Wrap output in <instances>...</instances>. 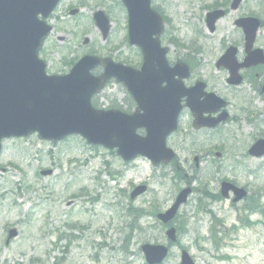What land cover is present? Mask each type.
I'll return each instance as SVG.
<instances>
[{"label":"rangeland","instance_id":"374dc122","mask_svg":"<svg viewBox=\"0 0 264 264\" xmlns=\"http://www.w3.org/2000/svg\"><path fill=\"white\" fill-rule=\"evenodd\" d=\"M224 1L152 0V6L165 18L160 41L169 48L168 58L173 62L187 54L201 64L198 78L226 102L222 109L229 114L226 122L215 130H196L184 110L179 132L168 141L176 162L160 167L140 157L124 163L115 151L90 146L79 136L58 143L36 135L4 141L0 264H145L142 245L168 244L167 227L156 214L164 213L187 185L192 194L171 223L178 242L170 246L164 264H179L180 250L187 251L195 264H264V230L258 225L245 228L250 215L244 213L245 205L231 207L219 196L221 181H234L248 187L251 196L246 202L264 209V158L247 155L251 144L264 138L258 70H244L242 84L231 87L227 71L214 67L228 44H237L241 56V31L234 21L245 16L262 20V2L243 0L241 8L222 18L210 35L204 16ZM96 11L107 14L112 24L104 42L92 21ZM126 17L119 0H62L49 23L53 31L39 53L47 73H67L71 69L67 63L74 65L85 55L109 57L138 69L140 52L127 44ZM172 38L185 49L175 47ZM257 46L264 48L263 27ZM98 73L100 68L94 72ZM194 81L192 77L186 85ZM124 92L111 82L92 101L98 109L120 111L126 106ZM46 171L50 174L41 175ZM138 186H146V193L130 200ZM255 220L258 216L250 217ZM11 228L18 236L6 245Z\"/></svg>","mask_w":264,"mask_h":264},{"label":"water","instance_id":"95a60500","mask_svg":"<svg viewBox=\"0 0 264 264\" xmlns=\"http://www.w3.org/2000/svg\"><path fill=\"white\" fill-rule=\"evenodd\" d=\"M57 2L58 0H0V139L38 132L40 138L58 141L78 133L92 144H100L109 149L117 148V153L127 161L142 155L153 165L166 163L172 154L165 149L164 142L175 127L177 103L168 105V117L159 126L153 124L157 120L155 112H149L145 108L144 114L135 118L94 112L89 107V99L100 83L89 75V71L99 64V60L94 58H84L67 77H44L42 65L36 60V52L48 29L36 17L40 13L46 18ZM122 2L129 15L130 44L142 48L145 62L141 73H136L106 61L104 77H115L131 94L141 98L144 93L153 92L157 85L151 82L153 61L161 68L164 67L163 52L159 51L157 41L152 39V35L160 33V22L150 11L149 0ZM220 16L222 13L219 12L207 16L211 31ZM94 19L105 39L110 28L107 19L101 12L95 14ZM236 24L244 31L245 45L251 46L259 23L254 19H246ZM233 55L234 50L228 51L219 64L229 68L230 83L238 84L240 80L234 77L237 67L232 64ZM170 78V74L164 73L162 78L155 80H165L171 85ZM186 94L192 109L200 115L205 110H200V107L207 105L208 100L198 102L201 95L199 88L189 93L183 90L178 92V96ZM138 128L146 129L145 138L135 135ZM249 153L256 157L263 155L264 141H258ZM230 189L237 194L234 201L244 195L241 190L222 184L224 196ZM143 190L144 188H139L131 198ZM189 193V189L182 191L172 208L165 214L158 215V219L163 223L169 222ZM166 235L175 241L174 229L167 231ZM15 236L16 232L12 230L9 239ZM142 251L147 264L161 263L167 253V249L162 246L145 245ZM181 264H193L185 252H182Z\"/></svg>","mask_w":264,"mask_h":264},{"label":"flooded vegetation","instance_id":"af4514ba","mask_svg":"<svg viewBox=\"0 0 264 264\" xmlns=\"http://www.w3.org/2000/svg\"><path fill=\"white\" fill-rule=\"evenodd\" d=\"M214 5H216V8L219 6L217 9H219V8L223 9L224 12H225V15L228 14L229 11H232V10H230L231 5H232V1H230V0H226L224 2H220L219 5L218 4H214ZM240 5H241V3H240ZM240 5L238 6V8L240 7ZM211 8H212V6L209 9H211ZM241 38L243 39L242 35H241ZM256 47H259V46H257V42H256V44H254V48H256ZM236 49H237L236 56H237V59H238L239 62H242L246 58V55L252 53V50H253V48H249L247 50L244 49L243 52L241 51V56H240V54H239V46L236 47ZM262 49H264V48H262ZM241 58H243V59L241 60ZM253 68L258 70V74L256 75V77L259 78V81H260V84H259L260 85V87H259V91L260 92L259 93H260V95H264V92H262V86H263V83H264V66L258 65V66L253 67ZM197 69L198 68L194 69V68H191L189 66V70H190V72H192V74ZM217 69H219V68H217ZM245 70H250V68L245 69ZM241 78L243 80V77H241ZM243 188L246 190L247 196L241 202H239L238 204H232V203L231 204L234 205V206H240L241 204H244L245 205V207L243 208L244 213H250V215H251V216L248 215L246 217V220H250V217L258 216V220H256L255 222H256V224L260 225L261 218H262V216H264V210H263L262 207H259L258 205H255V202L253 204H251V202L250 203L246 202V200L250 198L251 194L249 193L247 187H243Z\"/></svg>","mask_w":264,"mask_h":264},{"label":"bare ground","instance_id":"6f19581e","mask_svg":"<svg viewBox=\"0 0 264 264\" xmlns=\"http://www.w3.org/2000/svg\"><path fill=\"white\" fill-rule=\"evenodd\" d=\"M10 161V160H9ZM0 167H2V166H0Z\"/></svg>","mask_w":264,"mask_h":264}]
</instances>
